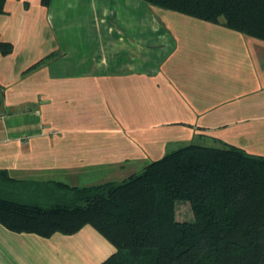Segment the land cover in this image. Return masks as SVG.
<instances>
[{"label": "crops", "instance_id": "crops-1", "mask_svg": "<svg viewBox=\"0 0 264 264\" xmlns=\"http://www.w3.org/2000/svg\"><path fill=\"white\" fill-rule=\"evenodd\" d=\"M145 2L6 0L0 170L87 186L126 179L168 145L264 156V40ZM115 251L91 225L42 237L0 223V264H100Z\"/></svg>", "mask_w": 264, "mask_h": 264}, {"label": "trees", "instance_id": "trees-1", "mask_svg": "<svg viewBox=\"0 0 264 264\" xmlns=\"http://www.w3.org/2000/svg\"><path fill=\"white\" fill-rule=\"evenodd\" d=\"M144 1L264 40V0ZM12 49L0 40L2 53ZM179 201L194 220L176 218ZM0 223L42 237L91 225L116 247L100 264H264V156L189 144L122 181L87 186L17 180L1 169Z\"/></svg>", "mask_w": 264, "mask_h": 264}, {"label": "rangeland", "instance_id": "rangeland-1", "mask_svg": "<svg viewBox=\"0 0 264 264\" xmlns=\"http://www.w3.org/2000/svg\"><path fill=\"white\" fill-rule=\"evenodd\" d=\"M218 147H223V146H218ZM176 148H178V147H176L175 145L174 146L168 145V147L166 148L165 154L171 152L172 150H176ZM152 160L153 159H150V161H152ZM143 168L144 167H141V169H139V171L136 173H140L143 170ZM133 174H135V173L130 174L129 176H127V178L132 176ZM25 197L28 198V200H29V197L33 198V199L39 198L37 196L35 197L34 195H25ZM16 199H18V197H16ZM43 203L47 204V202H44V201H43ZM176 218L180 221H192V220H194V212L192 211L191 205L188 201L177 202Z\"/></svg>", "mask_w": 264, "mask_h": 264}]
</instances>
